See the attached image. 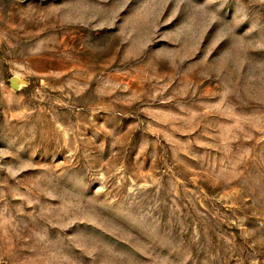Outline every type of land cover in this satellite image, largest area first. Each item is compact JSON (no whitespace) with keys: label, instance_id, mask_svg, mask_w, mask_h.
<instances>
[{"label":"rangeland","instance_id":"374dc122","mask_svg":"<svg viewBox=\"0 0 264 264\" xmlns=\"http://www.w3.org/2000/svg\"><path fill=\"white\" fill-rule=\"evenodd\" d=\"M0 264H264V0H0Z\"/></svg>","mask_w":264,"mask_h":264}]
</instances>
